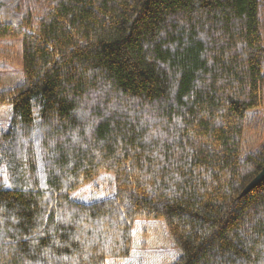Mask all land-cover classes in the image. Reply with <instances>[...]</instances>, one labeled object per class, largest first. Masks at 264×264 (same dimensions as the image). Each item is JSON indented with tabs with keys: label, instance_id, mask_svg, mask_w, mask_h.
<instances>
[{
	"label": "trees",
	"instance_id": "1",
	"mask_svg": "<svg viewBox=\"0 0 264 264\" xmlns=\"http://www.w3.org/2000/svg\"><path fill=\"white\" fill-rule=\"evenodd\" d=\"M24 81L0 142V264L128 260L162 219L173 264H264V0H0ZM11 43V44H12ZM114 195L72 194L102 174Z\"/></svg>",
	"mask_w": 264,
	"mask_h": 264
},
{
	"label": "rangeland",
	"instance_id": "2",
	"mask_svg": "<svg viewBox=\"0 0 264 264\" xmlns=\"http://www.w3.org/2000/svg\"><path fill=\"white\" fill-rule=\"evenodd\" d=\"M0 41V91L21 85L24 81L21 47L19 40ZM255 116L243 137L246 154H256L264 146V106L252 110ZM12 107L0 105L1 134L11 123ZM1 146V145H0ZM3 165H0V171ZM114 179L111 174H102L95 180L73 192L75 199L96 201L114 195ZM128 260L110 258L106 264H173L181 255L180 248L171 237L162 219L138 218L132 227V251Z\"/></svg>",
	"mask_w": 264,
	"mask_h": 264
},
{
	"label": "water",
	"instance_id": "3",
	"mask_svg": "<svg viewBox=\"0 0 264 264\" xmlns=\"http://www.w3.org/2000/svg\"><path fill=\"white\" fill-rule=\"evenodd\" d=\"M264 180V168L262 171L254 178V180L248 185L246 191L251 190L255 186H257L260 182Z\"/></svg>",
	"mask_w": 264,
	"mask_h": 264
}]
</instances>
